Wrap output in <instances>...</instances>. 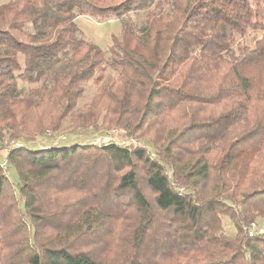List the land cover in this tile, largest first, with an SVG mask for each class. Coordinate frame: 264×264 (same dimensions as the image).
Returning a JSON list of instances; mask_svg holds the SVG:
<instances>
[{
	"label": "trees",
	"instance_id": "trees-1",
	"mask_svg": "<svg viewBox=\"0 0 264 264\" xmlns=\"http://www.w3.org/2000/svg\"><path fill=\"white\" fill-rule=\"evenodd\" d=\"M81 16L121 18L108 54ZM66 121L152 149L27 146ZM0 152V264H264V0L0 2Z\"/></svg>",
	"mask_w": 264,
	"mask_h": 264
},
{
	"label": "rangeland",
	"instance_id": "rangeland-1",
	"mask_svg": "<svg viewBox=\"0 0 264 264\" xmlns=\"http://www.w3.org/2000/svg\"><path fill=\"white\" fill-rule=\"evenodd\" d=\"M11 0H0V2H8ZM154 12L153 9L145 12H132L127 16H124L125 19L132 21L137 30L143 29L146 24L148 17ZM77 24L80 29L83 31L85 37L98 45L105 53L108 54V51L111 46V37L112 35L120 34L122 29V20L121 18L112 17L109 19H100L96 20L90 17L81 16L77 19ZM114 73L111 70H108L105 74L104 81L100 84H97L93 81L89 82L86 86V92L84 97L80 100L77 111L87 112L91 110V108L96 107L97 109L105 112V103L104 101H100L99 97L101 95L102 85L106 83V81L113 79ZM21 88L28 89L33 87V85L25 84L20 82ZM56 137H51V139H36L33 142H27V146L30 148H38L39 146H63V145H72L75 143L81 144H103L107 142H114L119 145H129V144H138L143 146H148L152 149L150 143H147L145 140H141L139 142L134 141L125 133L120 132L118 129H111L109 131L96 130L95 128L91 129H80V128H71L70 122L66 121L63 125V128L57 133ZM150 134L149 136H152ZM0 158H5V152H0ZM11 172V171H10ZM11 174V173H10ZM9 174V176H11ZM12 179L15 183L18 182L17 177L13 174ZM16 218L13 217L11 222L9 223V227L12 231H18V236L20 235L19 228L17 226ZM258 224L260 228L264 229V217L259 219ZM226 232L229 235L235 234V228L229 220L225 221ZM46 236L53 239L54 232L48 231Z\"/></svg>",
	"mask_w": 264,
	"mask_h": 264
},
{
	"label": "built area",
	"instance_id": "built-area-1",
	"mask_svg": "<svg viewBox=\"0 0 264 264\" xmlns=\"http://www.w3.org/2000/svg\"><path fill=\"white\" fill-rule=\"evenodd\" d=\"M16 145H18V144H16ZM263 232H264V231L260 229V233L262 234Z\"/></svg>",
	"mask_w": 264,
	"mask_h": 264
}]
</instances>
